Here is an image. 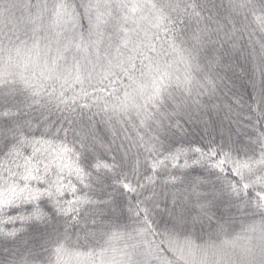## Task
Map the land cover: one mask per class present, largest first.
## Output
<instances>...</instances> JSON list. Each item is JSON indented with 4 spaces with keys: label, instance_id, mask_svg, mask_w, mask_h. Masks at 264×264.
<instances>
[{
    "label": "snow or ice",
    "instance_id": "6c2138e0",
    "mask_svg": "<svg viewBox=\"0 0 264 264\" xmlns=\"http://www.w3.org/2000/svg\"><path fill=\"white\" fill-rule=\"evenodd\" d=\"M0 264H264V0H0Z\"/></svg>",
    "mask_w": 264,
    "mask_h": 264
}]
</instances>
